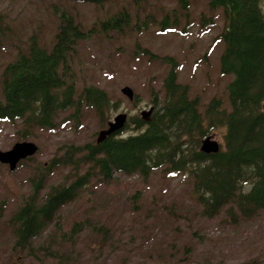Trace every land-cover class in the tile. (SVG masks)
Wrapping results in <instances>:
<instances>
[{
    "label": "rangeland",
    "instance_id": "obj_1",
    "mask_svg": "<svg viewBox=\"0 0 264 264\" xmlns=\"http://www.w3.org/2000/svg\"><path fill=\"white\" fill-rule=\"evenodd\" d=\"M186 2V9L180 10L177 0H107L102 5L84 0H0V72L18 48L26 47L31 33L50 46L57 25L53 3L69 10L85 29L98 28L100 19L122 6L130 13L136 10L139 17L150 13L154 18L165 10L171 15L174 8L178 19L176 27L162 31L154 19L144 28H133L132 16L122 34L91 35L76 46L72 70L77 86L94 83L115 101L102 124L93 109L84 108L75 125L34 129L33 135L19 138L15 126L0 121V149L22 139L37 145L13 169L0 162V264H264V209L235 221L222 211L205 216L191 196L187 175L171 176L159 170L145 178L117 172L107 183L92 180L57 211L56 224L23 248L13 243L9 218L28 193L40 164L59 154L63 145L95 140L98 130L116 113L125 112L126 121L152 106L154 96L160 98L161 78L168 67L162 56L174 60L176 80L187 85L189 96H198L200 109L212 96L227 105L225 84L231 74L219 71L222 43L214 39L222 26L220 9H210L206 0ZM208 18L210 22L204 23ZM140 22L145 23V16ZM123 84L132 88V100L120 92ZM223 132L217 126L207 134L221 147ZM66 170L53 168L39 196L48 184L60 181ZM73 221L83 228L71 235L68 228Z\"/></svg>",
    "mask_w": 264,
    "mask_h": 264
},
{
    "label": "trees",
    "instance_id": "obj_2",
    "mask_svg": "<svg viewBox=\"0 0 264 264\" xmlns=\"http://www.w3.org/2000/svg\"><path fill=\"white\" fill-rule=\"evenodd\" d=\"M84 1L102 5L107 0ZM261 1L206 0L210 9H220L222 17V26L214 39L222 43L219 71L231 74L225 84L227 105L220 97L212 96L200 109L198 96H189L187 85L176 80L174 60L162 56L168 67L161 78L160 98L154 96L152 100L149 118L129 116L120 129L101 140L68 143L59 154L42 162L29 181L28 193L22 196L9 218L13 223V243L21 248L29 245L32 238L56 221L57 211L74 200L90 181L107 183L117 172L140 178L154 170L171 176L187 175L191 196L200 213L208 217L222 211L225 217L235 221L251 218L263 210L264 10ZM186 3L177 0L180 10L186 9ZM53 4L57 25L50 46L31 33L26 47L18 48L0 72V121L15 126L19 138L33 135L34 129L54 130L68 122L75 125L84 108L93 109L102 124L104 113L114 106L115 101H110L96 84L77 86L72 61L80 42L108 31L122 34L132 16L133 28H144L151 19L162 31L178 24L174 8L171 15L165 10L154 18L150 13L139 17L136 10L130 13L122 6L100 19L98 28L85 29L69 10ZM144 16L145 23L141 24ZM208 22L210 18L204 21ZM143 52L154 55L146 48ZM217 126L224 128L222 146L210 153L199 150L200 138ZM57 166L67 168L63 178L48 184L39 196L48 174ZM101 226L106 230L105 225ZM82 228L79 221H73L68 232L74 235ZM97 230L105 232L101 227Z\"/></svg>",
    "mask_w": 264,
    "mask_h": 264
},
{
    "label": "water",
    "instance_id": "obj_3",
    "mask_svg": "<svg viewBox=\"0 0 264 264\" xmlns=\"http://www.w3.org/2000/svg\"><path fill=\"white\" fill-rule=\"evenodd\" d=\"M120 92L124 94L129 100H132L134 96L132 88L127 84H123L120 87ZM151 110L152 106H149L147 109H141L139 112L140 117L143 120H147ZM125 117V112H118L113 115L110 120H107L106 126L98 130L95 140L99 141L107 134L120 129L124 125ZM198 148L205 153H210L217 151L220 148V145L218 140L213 138L211 134H206L200 138ZM36 149L37 145L31 140H16L10 145L9 148L0 149V162L7 164L9 169H13L19 160L32 155Z\"/></svg>",
    "mask_w": 264,
    "mask_h": 264
}]
</instances>
